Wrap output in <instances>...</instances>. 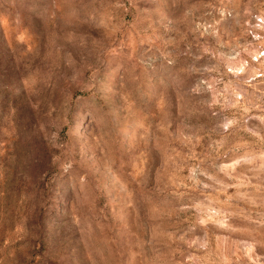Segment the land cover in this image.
<instances>
[{
	"label": "rangeland",
	"instance_id": "374dc122",
	"mask_svg": "<svg viewBox=\"0 0 264 264\" xmlns=\"http://www.w3.org/2000/svg\"><path fill=\"white\" fill-rule=\"evenodd\" d=\"M0 264H264V0H0Z\"/></svg>",
	"mask_w": 264,
	"mask_h": 264
}]
</instances>
